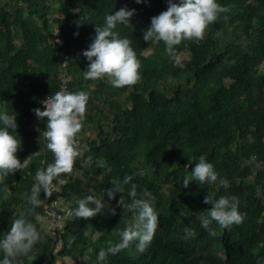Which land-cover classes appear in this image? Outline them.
<instances>
[{"label":"trees","instance_id":"obj_1","mask_svg":"<svg viewBox=\"0 0 264 264\" xmlns=\"http://www.w3.org/2000/svg\"><path fill=\"white\" fill-rule=\"evenodd\" d=\"M17 2L0 1V111L15 114L21 139L16 155L30 163L0 181V238L26 211L24 193L35 171L53 160L40 139L46 118L38 119L33 110L41 108L40 98L58 91L65 54L67 91L88 93L80 132L98 130L85 143L77 136L82 150L74 167L83 178L61 174L64 183L57 197L63 204L57 205L52 195L44 200L63 222L54 233H45L19 264H57L64 257L88 264L83 257L96 236L88 254L94 264L101 247L115 243L118 231L136 223L137 210L128 207L129 185L111 200L104 194L106 206L95 216L65 217L78 199L93 192L84 179L98 180L94 192H103L112 181L141 168L145 175L133 176L130 183L136 184V198L148 200L158 213L157 229L143 253L133 242L109 255L107 264H264V0H218L229 11L208 25L202 38L175 45L172 55L162 41L142 39L150 17L166 9V0ZM121 7L135 9L132 26L115 30L131 42L140 79L120 88L107 78L83 79L88 61L82 50L105 15ZM52 22L60 29V43L52 35ZM227 29L239 30L244 41L221 42ZM184 53L187 59L180 60ZM201 155L229 181L226 190L195 181L187 188L181 184ZM211 192L235 197L242 223L222 229L212 221L211 234L203 229L200 220L211 206L203 198ZM43 205L36 211L49 220ZM185 226L196 235L183 239Z\"/></svg>","mask_w":264,"mask_h":264},{"label":"clouds","instance_id":"obj_2","mask_svg":"<svg viewBox=\"0 0 264 264\" xmlns=\"http://www.w3.org/2000/svg\"><path fill=\"white\" fill-rule=\"evenodd\" d=\"M135 2L141 3L142 0H135ZM166 4L165 10L150 17V23L142 33V39L147 42L162 41L165 51L170 55L174 54V46L182 40L202 38L207 26L216 21L221 13L229 11V8L218 3V0H166ZM134 12L135 9L121 7L107 13L103 25L95 27V36L87 48L81 52L88 61L86 70L82 71L83 79L107 78L111 86L116 88L131 86L138 82L140 61L129 39L115 30L118 25H131L129 18ZM77 34L74 33V35ZM56 43L60 41L57 40ZM87 101V92L57 91L51 96H46L42 101L43 109L33 110L38 119L46 118L43 137L45 147L52 153L53 160L46 167L35 171L31 188L24 193L28 205L26 211L19 213L12 220L7 232L0 238V253H2L0 264H19V258L28 256L34 245L50 231L51 222L36 209L42 206L44 200L48 199L53 192L61 191L64 183L60 179L61 174L78 175L73 166L74 160L80 155L77 136L82 127ZM16 128L15 114L0 111V181L17 170L27 168L30 163L26 158L21 161L16 155L21 147V139L16 133ZM186 167L188 168V165ZM145 172L146 170L141 168L137 172L124 175L120 182L112 181L111 188H106L103 192H90L78 199L75 207L69 209L65 220L93 217L106 206L103 200L104 194L111 200L114 193L121 194L125 191L124 186L129 185L128 196L132 199L128 207L137 210L136 223L118 231L119 239L115 243L108 241L106 247H101L96 252L94 264H107L109 255L117 254L133 242L137 252L140 253H143L150 245L158 226V213L148 200L136 198V184L130 183L133 176H143ZM190 181L199 182V185L216 184L225 190L229 186V181L219 176L204 155L196 158L190 174L183 177L181 184L187 188ZM41 192L44 194L43 199L40 196ZM203 199L211 206L207 214L201 218L200 226L210 234L209 226L212 221H215L222 229L242 223L244 214L238 211L235 197L230 198L224 195L217 197L215 192H211L207 193ZM195 235L194 229L184 227L183 239ZM96 239V236L91 238L87 254L83 257L88 264H93L88 254L93 252L92 244ZM68 243L70 245L71 240Z\"/></svg>","mask_w":264,"mask_h":264},{"label":"rangeland","instance_id":"obj_3","mask_svg":"<svg viewBox=\"0 0 264 264\" xmlns=\"http://www.w3.org/2000/svg\"><path fill=\"white\" fill-rule=\"evenodd\" d=\"M1 2H3V1H5V0H0ZM10 1V3H11V5H13V6H15L16 4L17 5H19L18 4V2H17V0H9ZM56 11V10H55ZM59 12L58 11H56L55 13H54V15H56V14H58ZM233 32H234V34H236V36L238 35V31L237 30H232V31H225L224 33H223V35L221 34L220 35V39H221V42H223V41H228L229 39H230V37L232 36V34H233ZM241 34V33H240ZM242 35V34H241ZM238 37V36H237ZM236 37V38H237ZM232 38V37H231ZM236 41H238V42H242L243 40H242V38L240 39V38H237L236 39ZM187 55L184 53V54H181L180 55V60H185V59H187ZM97 133H98V130H95V129H90L89 131H87V132H82L81 134H82V138L83 139H81L83 142L82 143H85V141H86V139H88V137H95L96 135H97ZM81 137V136H80ZM78 143V142H77ZM78 145H79V143H78ZM80 147V151L82 150V148H81V146H79ZM74 167V166H73ZM74 171L75 172H78V175H72V174H68V175H71V176H73V178L74 179H79V178H83V174L78 170V169H76L75 167H74ZM84 181H85V183H86V186H88L92 191H94V189H95V187L97 186V184H98V180H95V179H91V180H89V181H87V180H85L84 179ZM55 182V181H54ZM58 193L59 192H54V196L55 197H57L58 196ZM58 198V197H57ZM57 203V205H61V204H63V201L62 200H60L59 198H58V200L56 201ZM61 224V222H55V223H53V226H51V228H50V233H52V232H54V228L56 227V226H58V225H60ZM65 260V262H63ZM57 262L59 263V264H73V262L72 261H70V260H68L67 258H58L57 259ZM74 262L76 263V260H74Z\"/></svg>","mask_w":264,"mask_h":264},{"label":"built area","instance_id":"obj_4","mask_svg":"<svg viewBox=\"0 0 264 264\" xmlns=\"http://www.w3.org/2000/svg\"><path fill=\"white\" fill-rule=\"evenodd\" d=\"M52 25H53V29H52V35L55 39V41L59 40L60 41V29L59 27L56 25L55 22H52ZM56 31V32H55ZM61 67L63 69L62 71V74H61V77H60V84H59V89L58 91H67V82H68V79H69V75H68V69H67V55H63L61 57ZM46 98L43 97V98H40L38 100L39 104H40V107L41 109H43L44 105L42 103V101ZM46 127V125H45ZM45 127L44 129L42 130V132L40 133V139L44 140V137H43V131L45 130ZM43 209H44V213L51 219V220H57L58 218H60L59 216V213L51 206H48L47 204H44L43 205ZM54 230V229H53ZM54 233V232H52Z\"/></svg>","mask_w":264,"mask_h":264},{"label":"crops","instance_id":"obj_5","mask_svg":"<svg viewBox=\"0 0 264 264\" xmlns=\"http://www.w3.org/2000/svg\"><path fill=\"white\" fill-rule=\"evenodd\" d=\"M232 31V30H234V29H227V31ZM238 31V37L236 36V34H234V32H233V34H232V38L230 37V39L228 40V41H232V42H236V39L237 38H242V40L244 41V37H243V34L241 35L240 33V31L239 30H237ZM237 37V38H236ZM82 132H79L78 133V136H79V139L81 140V139H83L82 138V134H81ZM81 136V137H80ZM82 141V140H81ZM83 142V141H82ZM52 196H54V192L51 194ZM49 221L51 222V224H50V228H51V226H53V223H55V222H63V220H62V218L60 217V218H58L57 220H51L50 218H49ZM54 227V226H53ZM56 228V227H55ZM54 228V229H55ZM64 258H67L68 260H70V261H72L73 262V264H76L75 262H74V260L73 259H71L70 257H64ZM63 262H65V260L63 261ZM57 264H59L58 262H57Z\"/></svg>","mask_w":264,"mask_h":264}]
</instances>
